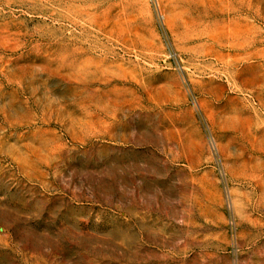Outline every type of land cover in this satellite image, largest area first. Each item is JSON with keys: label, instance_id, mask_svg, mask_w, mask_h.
<instances>
[{"label": "rangeland", "instance_id": "obj_1", "mask_svg": "<svg viewBox=\"0 0 264 264\" xmlns=\"http://www.w3.org/2000/svg\"><path fill=\"white\" fill-rule=\"evenodd\" d=\"M0 264H264V0H0Z\"/></svg>", "mask_w": 264, "mask_h": 264}]
</instances>
